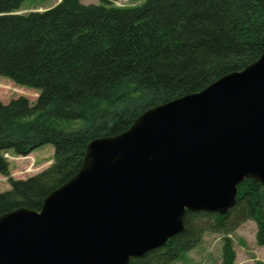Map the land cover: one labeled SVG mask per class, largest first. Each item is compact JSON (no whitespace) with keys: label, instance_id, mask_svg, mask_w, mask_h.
<instances>
[{"label":"trees","instance_id":"obj_1","mask_svg":"<svg viewBox=\"0 0 264 264\" xmlns=\"http://www.w3.org/2000/svg\"><path fill=\"white\" fill-rule=\"evenodd\" d=\"M115 1L61 0L42 13L15 15L24 0H0V77L39 92L34 105L0 103V175L10 186L0 193V217L39 212L79 171L91 141L242 71L264 50V0H146L129 9ZM45 145L53 147L46 170L10 177L4 153L26 157ZM237 191L225 215L186 212L182 233L128 264H173L205 233L223 236L221 264H234L229 236L247 221L264 247V188L246 180Z\"/></svg>","mask_w":264,"mask_h":264},{"label":"water","instance_id":"obj_2","mask_svg":"<svg viewBox=\"0 0 264 264\" xmlns=\"http://www.w3.org/2000/svg\"><path fill=\"white\" fill-rule=\"evenodd\" d=\"M246 180L264 188V50L91 141L39 212L0 217V264H128L182 233L186 212L225 215Z\"/></svg>","mask_w":264,"mask_h":264},{"label":"rangeland","instance_id":"obj_3","mask_svg":"<svg viewBox=\"0 0 264 264\" xmlns=\"http://www.w3.org/2000/svg\"><path fill=\"white\" fill-rule=\"evenodd\" d=\"M146 0H116L114 7L129 9L142 5ZM57 0H24L20 8L24 13L38 9L47 10L55 6ZM83 5H100L101 0H81ZM19 9L18 12L22 10ZM36 90L16 86L8 79L0 77V103L7 104L10 100L23 97L34 103ZM78 124H73L76 128ZM6 154L9 159V168L13 178H28L39 171L46 169L53 161V147L45 145L36 149L27 157H14L12 152ZM50 161V162H49ZM45 163V164H42ZM10 189L9 184L0 175V193ZM257 227L253 221L243 223L229 238L235 253L234 264H254L256 261L264 263V247L256 242ZM223 236L213 233H205L201 243L192 251L183 253L179 260L173 264H221Z\"/></svg>","mask_w":264,"mask_h":264},{"label":"crops","instance_id":"obj_4","mask_svg":"<svg viewBox=\"0 0 264 264\" xmlns=\"http://www.w3.org/2000/svg\"><path fill=\"white\" fill-rule=\"evenodd\" d=\"M11 156V154H9Z\"/></svg>","mask_w":264,"mask_h":264}]
</instances>
